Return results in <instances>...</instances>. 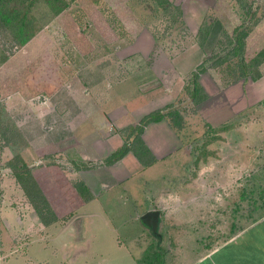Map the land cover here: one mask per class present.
<instances>
[{"label":"rangeland","instance_id":"rangeland-1","mask_svg":"<svg viewBox=\"0 0 264 264\" xmlns=\"http://www.w3.org/2000/svg\"><path fill=\"white\" fill-rule=\"evenodd\" d=\"M68 2L56 15L48 1H34L31 11L38 30L24 45L18 44L0 21V264H109L102 258L117 264L122 257H129L126 248L114 245L116 233L102 218L91 225L88 241L75 239L82 235L75 227L78 217L75 211L68 213L70 201L44 166L58 161L65 174L76 181L82 179L83 171L105 163L108 155L99 160L74 157L78 148H85L75 147L79 135L75 132L79 123L77 96L92 95L103 103L100 106L110 125L107 132L123 139L124 144L138 134L141 116L155 108L152 97L169 90L178 78L185 80L183 94L176 103L161 108L181 111L180 129L186 132L183 136L190 157L181 167L171 158L163 172L156 169L161 166L158 164L150 168L162 177L146 184L148 206L161 209L160 224L154 231L162 234L165 246L171 245L163 248L161 259L167 251L175 257L207 252L254 221L264 211V135L252 142L246 135L250 123L258 126L257 120L251 122L246 113L240 120L219 123L218 113L210 110L209 118L203 114L201 104L208 96L198 103L187 96L191 95L192 73L203 62L207 66L205 82L210 84L214 77L221 89L254 78L252 75L261 70L262 64L255 65L252 57L259 43L264 46V37L258 43L259 38L250 39L245 48L247 68L252 69L247 76L242 75L243 64L231 49L239 31L250 26L255 29L257 20L264 25V0H170L166 7L160 0ZM214 20L222 22L217 36L209 34L202 39L200 27ZM261 30L264 35V28ZM188 48L199 49L203 60L187 75L177 77L170 63ZM3 56L7 59L2 60ZM216 97L214 94L208 101ZM96 114L98 120L100 113ZM166 119L171 120L170 116ZM82 129L83 134H89L91 123H84ZM17 155L21 158L18 164L24 161L33 169L54 210L64 217L43 223L11 168ZM191 177H202V182H186ZM175 191L215 197L205 199L213 203L192 219L171 213L176 206L171 196ZM111 193H119L123 203L128 201L120 189ZM136 219L147 228L138 236L146 250L156 244L158 236L142 216ZM145 250L137 259L143 258Z\"/></svg>","mask_w":264,"mask_h":264},{"label":"crops","instance_id":"crops-1","mask_svg":"<svg viewBox=\"0 0 264 264\" xmlns=\"http://www.w3.org/2000/svg\"><path fill=\"white\" fill-rule=\"evenodd\" d=\"M197 15L199 18L202 16L201 13ZM262 37H264L263 34L259 36L257 43L260 42ZM258 46L261 47V43ZM202 60L203 55H199V49L188 48L185 52H181L178 57H175L170 66L173 67V71L175 70V76L177 75L178 77L181 73L185 76ZM261 70L263 72L259 77L237 80L229 84V86H233L227 89H221L219 81L214 77L213 81H209L210 84H207L204 79L207 77L206 72L201 73L199 81L208 96L201 104V109L205 110H203V114H205L206 118H209L210 112L213 111L218 113L215 116L218 119L221 118L219 122L221 123L222 120L228 121L231 118L240 120L247 113L252 118L251 122L253 120L258 121V123L256 121L258 128L254 126L255 122L249 124L250 130L246 135L247 139H250L252 142L258 139L259 135H264V62L262 63ZM184 86V78H178L174 85L170 86L169 90L164 89L155 97H152L154 99L153 106H155L153 109L161 108L168 103H176V100L183 94ZM214 94L219 96L218 98L216 97L217 100L213 102L208 101ZM187 99L194 101L190 95L187 96ZM162 100H165L164 103ZM88 101L92 105H87L89 104ZM76 102L79 105V111L76 114L79 123L75 125V132L77 131L79 135H77L75 147L83 146L85 148H78L77 155L74 157L83 160H99L123 145L124 140L122 138L120 140L115 135H109L106 130L110 125L109 119H106L103 112L104 109L100 106L103 103L99 104L98 100L92 95H79L76 97ZM153 109H149V111ZM96 113H100L98 120ZM166 118L150 122L145 126L143 131L142 137L156 157V160L152 164L144 165L132 151H129L124 157L113 164H98L93 168L83 171L81 174V178L91 188L93 197L75 210V216L78 217L75 220L77 224L75 227L79 228L82 234L81 237L75 239L80 242L88 241L91 225L94 227L97 219L102 218L100 220L103 224L109 230L116 233L114 245L121 249L126 248L132 256L128 255L129 257H127L126 255L124 258L122 257L121 261L117 262V264H139L137 258L145 250V244L139 241L138 236L142 235L144 233L142 230L147 228L141 226L136 218H139L150 209H155L148 206L150 203L147 204L146 202L148 199L146 184L158 182L162 177V175L161 177H157L156 174L158 172H152L155 171V168L151 172L149 169L158 164L161 166H157L156 169L163 172L165 170L163 166L169 165L171 158H175L176 162L178 161L176 166L181 167L190 157L189 144L187 145L188 148L185 147V137L183 136L186 132H183V129L175 127L171 120L169 122ZM121 119H123V116L119 120ZM87 122L91 123L92 129L89 131V134H83L82 126ZM235 130L244 134L241 128ZM262 148L264 149V147ZM191 178H193L191 181L186 182L192 183L196 179L199 181L202 177ZM116 188L124 191L122 197H126L128 199L127 202L123 203L121 201L119 193H111ZM137 190H139V193H137ZM171 196L176 199V206L171 208V213L190 215L193 219L210 207L209 205L213 202L205 201V199H212L215 197V194L211 196L210 193L205 194L204 192H195L194 194L189 191H175ZM183 198L185 202L181 201ZM159 210L161 219V209ZM75 227H73L74 235H76ZM123 229L127 230L126 233L124 232L125 236L121 233ZM135 233L138 234L135 235ZM161 244L165 248L171 247V245L165 246L163 242ZM170 254V251L169 253L167 251V254L165 253L163 257L164 264H264V211L232 237L207 252L198 255L185 252L176 257ZM101 260L104 262L109 261V264L113 263L112 260L107 258H102Z\"/></svg>","mask_w":264,"mask_h":264},{"label":"trees","instance_id":"trees-1","mask_svg":"<svg viewBox=\"0 0 264 264\" xmlns=\"http://www.w3.org/2000/svg\"><path fill=\"white\" fill-rule=\"evenodd\" d=\"M36 0H30L27 3V0H0V21L11 31V34L15 41L18 44L24 45L32 39L38 30L37 22L34 19V15L31 11V4ZM48 1L54 9V13L60 14L68 6V0H46ZM161 3L165 4V7L171 4L170 0H160ZM180 11V10H179ZM182 11H180L181 14ZM256 28L253 26L242 29L234 37L235 44L231 49V52L238 54V60L243 64V73L242 75L247 76L252 69L247 68V62L245 58V48L249 44V40L254 41L258 39L261 35L262 21L257 20L255 22ZM261 26V27H260ZM222 27V22L220 20H214L209 24H204L200 27V35L202 39L208 37L209 34L217 36L220 28ZM260 27V28H259ZM264 28V27H263ZM262 28V29H263ZM255 33V35L253 34ZM252 34V35H251ZM249 37V38H248ZM248 39V40H247ZM252 61L255 65L262 64L264 62V46L259 47L255 52ZM2 60H6L7 56L1 57ZM217 61H220L219 59ZM222 62V60H221ZM198 70L192 73V88L189 86V92L191 98L195 102H200L206 97V93L199 81L200 74L207 70L205 63L198 65ZM262 70L258 71L255 75H252L254 78L262 75ZM167 116H170L171 122L177 128H182L183 125V116L181 111L178 108H173L167 111H164L162 108L152 110L151 112L142 116L137 124L139 128L138 134L135 136L134 140L126 141L122 146L116 149L114 152L109 154L104 158L103 162L106 164H113L116 161L124 157L129 151L139 158V160L144 165H150L155 160L156 157L152 153L149 146L145 143L142 133L145 129V126L152 121H159ZM14 161L10 164L11 168L14 170L15 176L21 182L27 196L30 201L33 203L40 219L45 224H50L61 218L64 215H59L53 208L49 198L44 192V186L42 183H39L36 177L33 175V169L26 163L22 162L18 164V161L21 160L19 155L15 156ZM46 172L49 175L54 177L55 182L58 183L60 187V192L63 194L66 201H70L71 209L69 214L73 213L79 206H81L85 201L93 197V192L89 185L85 182L84 179H79L76 181L71 180L64 172L61 167V163L58 161H49L46 162L44 166ZM59 189V188H58ZM66 214V213H64ZM157 234L158 241L156 244H151L148 249L145 250V254L142 259H138L139 264H164V261L161 259L162 251L164 247L161 244L162 234Z\"/></svg>","mask_w":264,"mask_h":264},{"label":"water","instance_id":"water-1","mask_svg":"<svg viewBox=\"0 0 264 264\" xmlns=\"http://www.w3.org/2000/svg\"><path fill=\"white\" fill-rule=\"evenodd\" d=\"M142 219L145 223L150 225L153 230H157L160 221V210L157 208L150 209L142 214Z\"/></svg>","mask_w":264,"mask_h":264}]
</instances>
